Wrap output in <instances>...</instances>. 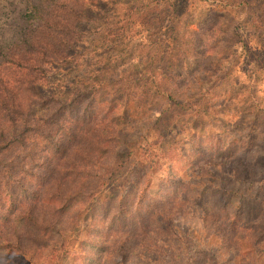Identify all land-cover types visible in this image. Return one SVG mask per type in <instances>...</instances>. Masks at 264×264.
<instances>
[{
    "label": "rangeland",
    "instance_id": "1",
    "mask_svg": "<svg viewBox=\"0 0 264 264\" xmlns=\"http://www.w3.org/2000/svg\"><path fill=\"white\" fill-rule=\"evenodd\" d=\"M55 1L42 21L0 0V127L24 143L0 153V240L21 249L0 264H159L162 234L184 264H264V0H177L182 109L124 107L147 31L117 29L120 0Z\"/></svg>",
    "mask_w": 264,
    "mask_h": 264
},
{
    "label": "trees",
    "instance_id": "2",
    "mask_svg": "<svg viewBox=\"0 0 264 264\" xmlns=\"http://www.w3.org/2000/svg\"><path fill=\"white\" fill-rule=\"evenodd\" d=\"M20 1L25 5L26 12L28 11L29 15L35 13L36 11L40 15L42 21H44L43 17L48 15L49 9L50 11H53L54 7L57 5L55 0ZM116 5L120 6V13L118 16H116L118 24L117 29L119 31L125 32L136 27L147 31L146 40L145 38H142L139 43L140 47L137 48V53L141 56H138L139 58L137 59L139 60H137V64L140 66V72L142 75L138 78H136V76L135 78H132V76L129 75L132 70L125 68L121 71L120 78L116 82L120 83V81H123L127 85L133 84L132 90L134 88L141 89L139 93L133 92L131 90L125 94L126 96L120 97V99H126V104L124 107L129 106L130 108L132 107L136 109L137 106L141 107V105L144 103L149 105L151 101L160 100L166 103L171 102L175 107L181 108L182 103L176 100L175 96H173V94L167 88L168 81H172L174 78L179 79V74L173 70V67L176 66L177 57L181 55L179 52L181 50V44L178 43L179 23L177 16L180 9V2L177 0H120L116 3ZM106 41L109 42V40ZM104 54L105 53L102 52L100 57H103V59H106L109 63L112 62L113 65H117L120 61L124 62L128 59L135 58L133 56L123 57L120 55L104 57ZM59 58L60 57H58V59ZM127 65L131 66V64ZM156 120H158V118H156ZM6 127V129L4 127H0V153L10 149L14 145L13 142L20 143L18 144L19 146L24 144L23 142H20L23 136L17 133L14 128L8 129V126ZM34 137L37 138L38 136L35 135ZM25 141L28 143V136L25 137ZM247 143L249 144L250 140H248ZM57 166L62 167V164L57 163ZM82 179L83 178L81 177L78 178L80 181H82ZM99 181V176H92V180L89 182V184L93 183V187H96L99 184ZM96 189L97 188H92V190L85 192L78 191L65 196L61 199L62 201L60 207L57 208L56 212H62V208H66L65 206H68V204H65L66 201L68 202L69 200L74 201L78 199V194L82 196V200H88L90 196H94L97 193ZM136 197L137 204H142L143 200H145V197L142 195ZM78 201L81 202V200ZM146 206L152 208V202H147ZM146 212L147 213L144 215L145 218L147 216V219H151L153 223L160 224L163 220H166V222L169 221L167 211L164 213L157 211ZM75 215L77 214L75 213ZM32 222L34 221H31V223ZM135 222L137 229L140 230V234H144L142 231L144 226H141L139 220H135ZM122 234L124 235L125 232H122ZM44 235L45 234L42 236ZM154 235L156 236L155 233ZM134 236L137 235L134 233L131 238L128 236L123 238L124 242L125 240L132 239ZM151 240L154 241V244H152L154 247V252L159 251L160 253V255L156 256V262L159 264H184L185 262L191 263L193 261V259L188 261L189 259L185 260L184 258H178V255L171 251V247H173L171 244H179L181 240L164 237L163 234L161 237L159 236V238H151ZM60 241L61 239L59 238V242ZM0 243H2L3 247L11 253L10 259H16L20 257L21 253L18 256L15 255V250L21 251L20 244L17 241H14L13 244L10 245V241H7L6 238H1ZM60 248L61 247L59 245L57 249L54 250L56 251ZM164 252H168L166 254L168 259L166 260H163ZM47 253L48 252H46V256ZM120 255H122L121 252Z\"/></svg>",
    "mask_w": 264,
    "mask_h": 264
}]
</instances>
